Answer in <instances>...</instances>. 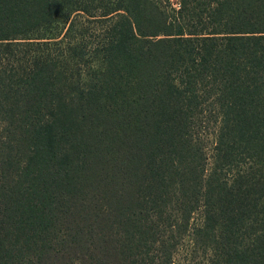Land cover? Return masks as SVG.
<instances>
[{
  "label": "trees",
  "instance_id": "16d2710c",
  "mask_svg": "<svg viewBox=\"0 0 264 264\" xmlns=\"http://www.w3.org/2000/svg\"><path fill=\"white\" fill-rule=\"evenodd\" d=\"M0 264H264V0H0Z\"/></svg>",
  "mask_w": 264,
  "mask_h": 264
},
{
  "label": "rangeland",
  "instance_id": "374dc122",
  "mask_svg": "<svg viewBox=\"0 0 264 264\" xmlns=\"http://www.w3.org/2000/svg\"><path fill=\"white\" fill-rule=\"evenodd\" d=\"M170 6L172 4H176L177 0H169ZM159 21H160V32L159 34L152 38L154 41L159 42L160 44H166L168 40V26L167 24L163 21V19L159 16Z\"/></svg>",
  "mask_w": 264,
  "mask_h": 264
}]
</instances>
